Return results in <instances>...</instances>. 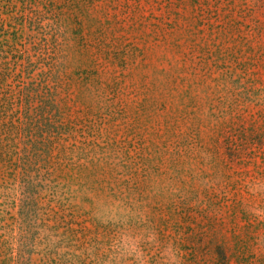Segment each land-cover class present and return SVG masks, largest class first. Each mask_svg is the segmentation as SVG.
<instances>
[{"label": "rangeland", "instance_id": "obj_1", "mask_svg": "<svg viewBox=\"0 0 264 264\" xmlns=\"http://www.w3.org/2000/svg\"><path fill=\"white\" fill-rule=\"evenodd\" d=\"M0 264H264V0H0Z\"/></svg>", "mask_w": 264, "mask_h": 264}]
</instances>
